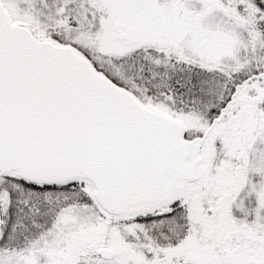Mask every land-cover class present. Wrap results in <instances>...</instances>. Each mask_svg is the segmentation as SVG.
Returning a JSON list of instances; mask_svg holds the SVG:
<instances>
[{
  "label": "snow or ice",
  "instance_id": "snow-or-ice-1",
  "mask_svg": "<svg viewBox=\"0 0 264 264\" xmlns=\"http://www.w3.org/2000/svg\"><path fill=\"white\" fill-rule=\"evenodd\" d=\"M0 264H264V0H0Z\"/></svg>",
  "mask_w": 264,
  "mask_h": 264
}]
</instances>
